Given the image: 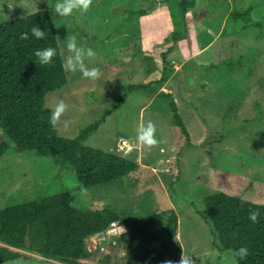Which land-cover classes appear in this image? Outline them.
Listing matches in <instances>:
<instances>
[{
	"label": "rangeland",
	"instance_id": "1",
	"mask_svg": "<svg viewBox=\"0 0 264 264\" xmlns=\"http://www.w3.org/2000/svg\"><path fill=\"white\" fill-rule=\"evenodd\" d=\"M193 2L183 12L178 0H93L86 12L59 16L52 11L57 0H0V23L47 7L64 62L71 55L68 35L96 53L85 63L101 70L100 79L65 69V86L46 96L52 111L61 99L68 105L58 134L74 138L101 122L84 143L138 164L123 178L84 187L71 166L18 151L4 137L10 147L0 157V210L68 191L73 207L84 212L108 209L134 219L173 211L183 253L196 264H232V251L218 247L203 200L222 191L264 204V0ZM249 7L245 18L236 15ZM134 84L149 87L129 89ZM149 121L158 140L151 152L136 141L138 125ZM90 242V250L98 246L94 235ZM125 254L126 247H114L108 264H129ZM33 255L2 264H60ZM157 256L146 264H162Z\"/></svg>",
	"mask_w": 264,
	"mask_h": 264
},
{
	"label": "trees",
	"instance_id": "2",
	"mask_svg": "<svg viewBox=\"0 0 264 264\" xmlns=\"http://www.w3.org/2000/svg\"><path fill=\"white\" fill-rule=\"evenodd\" d=\"M178 2L183 12L194 3L193 0ZM251 12L249 7L236 15L245 18ZM34 25L44 30V39L32 35ZM24 32L28 33L26 40L20 38ZM46 47H53L56 55L50 64L41 65L34 53ZM129 53L131 57L142 58L138 52ZM162 60L167 62L164 55ZM167 79L168 76L162 75L160 81ZM66 83L57 28L47 7L0 23V157L13 143L18 151H34L51 157L60 166H71L84 187L103 185L135 170L137 163L84 143L101 122L82 129L74 138L60 136L50 124L52 110L46 104V96ZM148 87L149 84H134L129 89ZM170 107L187 137L173 99ZM73 200V195L64 191L0 210V264L30 259L35 257L33 254L44 262L86 264L97 260V264H108L116 246L126 247L124 258L129 264L151 262L156 251L161 263L179 260L182 246L176 238L178 218L173 211L122 219L108 209L78 210L73 207ZM203 202L205 216L218 236L219 249L233 251L243 246L249 255L243 260L237 258V264H264V204L222 191L206 196ZM251 211L259 212L255 223L249 219ZM114 220L126 224L127 235L119 238L116 246L108 244L101 254L98 247L90 250L87 240L89 243L91 236L105 230ZM152 243L156 245L150 248Z\"/></svg>",
	"mask_w": 264,
	"mask_h": 264
},
{
	"label": "clouds",
	"instance_id": "3",
	"mask_svg": "<svg viewBox=\"0 0 264 264\" xmlns=\"http://www.w3.org/2000/svg\"><path fill=\"white\" fill-rule=\"evenodd\" d=\"M92 2L93 0H57V3L55 4L52 11L54 14L59 16H70L74 11L77 10L86 12L92 5ZM31 33L38 40L45 38L44 30H41L36 25L31 28ZM20 38L25 40L28 39V33H22ZM66 47L71 53V55L66 57L64 62V67L67 71H79L84 78L91 80H98L101 78L102 72L98 67L89 68L85 63L86 59H92L96 56V53L92 48L84 46L82 42L77 40L75 35L67 36ZM34 54L38 58L41 65H47L52 62L53 57L56 55V50L53 47H46L43 49H37ZM67 108L68 105L62 99L59 100L55 105L49 121L53 127H55L60 122V118L67 111ZM69 123L70 121H64V126L67 127ZM136 141L142 149L148 152H151L154 148L158 147L155 124L151 121L147 122V124L140 123L137 127ZM131 150L132 147L129 145L128 151L130 152ZM161 151H163V149H161ZM80 191L83 195H87L88 190L83 186H80ZM258 216L259 212L257 211H251L249 213V219L254 223L257 222ZM123 231L125 230L123 229ZM231 255L233 257L232 264H237V258L239 260L245 259L249 255V250L242 246L236 250H233ZM162 264H196V261L181 251L178 261L165 260L162 262Z\"/></svg>",
	"mask_w": 264,
	"mask_h": 264
},
{
	"label": "built area",
	"instance_id": "4",
	"mask_svg": "<svg viewBox=\"0 0 264 264\" xmlns=\"http://www.w3.org/2000/svg\"><path fill=\"white\" fill-rule=\"evenodd\" d=\"M123 229L125 231H123ZM127 233V226L123 222L118 220L111 221L105 230L97 232L94 235L97 240L96 244H98L96 247H98L100 251H104L106 248V246L104 247V243H106L105 245H114L119 238L126 236Z\"/></svg>",
	"mask_w": 264,
	"mask_h": 264
}]
</instances>
